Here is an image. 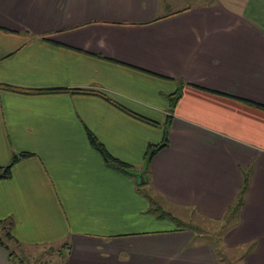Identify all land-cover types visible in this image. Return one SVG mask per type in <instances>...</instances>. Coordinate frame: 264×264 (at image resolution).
<instances>
[{"label":"crops","instance_id":"obj_1","mask_svg":"<svg viewBox=\"0 0 264 264\" xmlns=\"http://www.w3.org/2000/svg\"><path fill=\"white\" fill-rule=\"evenodd\" d=\"M195 1L0 0V264H264V0Z\"/></svg>","mask_w":264,"mask_h":264},{"label":"rangeland","instance_id":"obj_2","mask_svg":"<svg viewBox=\"0 0 264 264\" xmlns=\"http://www.w3.org/2000/svg\"><path fill=\"white\" fill-rule=\"evenodd\" d=\"M196 1L195 0H185L184 5L187 6H192V5H196L195 4ZM138 188H140L141 190L146 189L145 185L142 186H138ZM148 192L147 195L150 196L153 201H154V206L158 203H160V201L153 196L152 194H150L149 190H147ZM163 209H161L162 211L165 209V211L167 209H173L171 207H166L162 204ZM175 216V219H179L182 222H186L189 224H196L195 221L196 219L191 218L189 220H185L184 217H182L183 213L182 212H178L177 210H174V214H172ZM179 220H177L179 223H181ZM166 222H168L170 224V226H176V223L173 221H169V220H165ZM198 223V221H196ZM198 226H196V228L198 229V231H203L206 233H213V235H215V231L216 229L209 227V225L205 224H197ZM214 229V230H213ZM0 234H2V232L0 231ZM216 237V236H213ZM1 240H3L4 242H6V240L3 238V236L0 237ZM10 249L9 251H11L13 253V260L11 261V264H60L61 262V258L60 256L64 255V251L62 248H59V246L56 245V247H40V248H30V249H23V248H19L13 244H9ZM62 252V253H61ZM60 253L62 255H60ZM232 261H234L233 258H231ZM225 260L222 262V264H225ZM227 263V262H226ZM235 264V263H234Z\"/></svg>","mask_w":264,"mask_h":264},{"label":"trees","instance_id":"obj_3","mask_svg":"<svg viewBox=\"0 0 264 264\" xmlns=\"http://www.w3.org/2000/svg\"><path fill=\"white\" fill-rule=\"evenodd\" d=\"M14 91H18V90H14ZM72 92H78V93H83V94H92V95H95V96H98L102 99H104L106 101V98L101 95L100 93H97V92H93V91H87V90H72ZM179 91H177L175 94H173L170 98H169V110H172L176 101L179 99ZM120 109V108H119ZM122 110V109H121ZM135 117V116H134ZM136 119L140 120V121H143V122H146L138 117H136ZM154 125V124H153ZM167 127V122L166 124L164 125L163 129H162V140L159 144L157 145H148L147 146V150H146V153H145V156H144V160L147 159V165L151 159V157L157 152L159 151L160 149H162L163 147H165L166 145V129ZM86 137L88 139V143L90 145V147L92 149H94L98 154L99 156L101 157V159L103 160V162L111 167H113L114 169L116 170H120V171H126V170H129V167L126 166L125 164L121 163L120 161L110 157L105 151L104 149L102 148V146L96 142V140L94 139V137L90 134V133H86ZM25 157H28L27 154H19L18 156H14L12 157L10 163L8 164V166L4 167L3 169L0 170V179H5L9 176V168L10 166L15 163L18 159L20 158H25ZM242 192V191H241ZM151 212L153 214H155L156 217L158 218H170V216L164 212H162L157 206H153ZM0 230H2V236L3 238L6 240V241H9L11 238L7 232V230H3V225H1L0 223ZM0 244L2 245V241L0 239ZM62 253V252H61ZM60 253V255H62ZM10 258H11V261L13 260V253H10Z\"/></svg>","mask_w":264,"mask_h":264},{"label":"water","instance_id":"obj_4","mask_svg":"<svg viewBox=\"0 0 264 264\" xmlns=\"http://www.w3.org/2000/svg\"><path fill=\"white\" fill-rule=\"evenodd\" d=\"M146 167H147V159L144 160L143 165L139 171L134 172L131 170H126L125 172L134 177L135 184L137 186H142L146 184V178H145Z\"/></svg>","mask_w":264,"mask_h":264}]
</instances>
